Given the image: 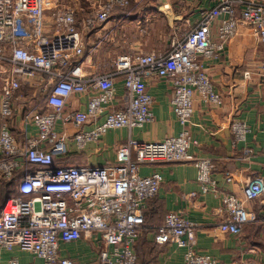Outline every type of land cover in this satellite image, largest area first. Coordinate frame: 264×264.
Segmentation results:
<instances>
[{"label": "built area", "instance_id": "1", "mask_svg": "<svg viewBox=\"0 0 264 264\" xmlns=\"http://www.w3.org/2000/svg\"><path fill=\"white\" fill-rule=\"evenodd\" d=\"M129 4L130 0H101L77 22L76 9L55 0H0V179L10 181L19 174L15 193L0 207V264H22L15 256L1 259V251L14 248L32 254L41 264H75L60 256L59 246L83 236L98 243L95 264H137L134 244L145 225L143 211L163 182L157 171L141 175L144 164L191 163L199 194L220 198L222 233L240 234L252 219L246 203L264 196L261 176L244 183L240 198L220 187L212 158L190 153L196 145L190 131L194 94L213 106L223 104L205 64L224 55L240 26L252 30L264 50V0H215L200 10L197 22L166 52L122 54L113 61L111 72L86 74L80 59L88 36L104 29L115 8ZM102 39L91 48L99 47ZM249 64L252 69L245 70L243 78L264 81V56ZM116 77L122 78L124 89L119 109L113 107ZM152 77L171 84L172 112L182 127L177 135L156 142L128 137L114 147V160L102 165L63 163L70 143L82 152L109 130L152 122L153 99L147 90ZM21 86L42 93L44 111H25V104L16 107ZM80 94L88 97L85 109L67 110V103ZM18 121L25 134L29 126L35 128L23 143L12 132ZM70 124L77 128L71 138L66 132ZM228 129L233 148L250 132L242 120L229 122ZM253 153L244 146L242 160ZM197 228L182 210H171L156 227L154 240L184 248V264H216L213 256L196 249Z\"/></svg>", "mask_w": 264, "mask_h": 264}, {"label": "crops", "instance_id": "2", "mask_svg": "<svg viewBox=\"0 0 264 264\" xmlns=\"http://www.w3.org/2000/svg\"><path fill=\"white\" fill-rule=\"evenodd\" d=\"M55 1L75 8L77 22H80L101 0ZM214 3L215 0H130L127 8L115 10L103 30L88 36L84 55L80 59L84 72L88 75L111 72L113 61L122 54L166 52L173 40L183 38L197 22L200 10ZM212 32H215V25ZM101 36L104 39L99 47L91 48ZM261 56H264V50L257 37L249 28L240 26L238 34L227 44L224 55L205 64L206 72L223 99L222 106L208 104L198 93L194 94L190 131L196 145L190 153L212 158L216 164L214 177L220 187L240 198L244 183L255 176L264 179V81L243 78L244 71L252 69L250 60ZM115 87L113 107L119 109L123 105L124 93L121 77H116ZM147 90L153 99L152 122L141 128L109 130L98 143L88 145L82 152L76 151L72 145L63 163L102 165L114 160V147L128 137L142 142H156L177 135L182 127L172 112L170 82L152 77L147 80ZM87 101L86 94L77 95L67 103L66 109L84 110ZM233 120L245 121L250 127L245 142L239 143L236 148L231 145L232 135L228 129L229 122ZM27 129L25 134L19 121L12 127L19 143H23L27 135L35 134L33 126ZM57 129L62 130L59 124ZM76 129L70 124L66 132L71 134ZM244 146L254 151L246 161L242 160ZM152 171L161 173L163 182L143 211L145 225L134 244L137 264H184V248L175 244L160 245L154 240L156 227L171 210H182L188 219L198 225L196 249L213 256L216 264H264V196L246 203L252 219L244 225L240 234L222 233L218 228L222 217L219 212L220 198L199 194L196 169L191 163L157 162L139 168L141 175ZM190 193L196 195L190 199L187 197ZM98 248L93 237L83 236L72 243H61L59 254L74 260L75 264H95ZM12 256L22 264L28 261L41 264L32 254L18 248L11 252L1 251L3 261Z\"/></svg>", "mask_w": 264, "mask_h": 264}, {"label": "rangeland", "instance_id": "3", "mask_svg": "<svg viewBox=\"0 0 264 264\" xmlns=\"http://www.w3.org/2000/svg\"><path fill=\"white\" fill-rule=\"evenodd\" d=\"M17 96L20 97V99L19 101L16 102V107L21 109L22 104H25V107H24L25 111L29 110V108L39 110V108L43 106L42 102H43L44 96L39 90H34V88H28L26 86H21V89L17 92ZM23 97L25 98L28 97V99H23ZM73 133L71 134L67 133V134L70 137L73 135ZM69 146L71 147V143L69 144ZM16 183H17V180L15 181L12 179L10 181H5V180L0 179V197H1V190L3 187L4 189L7 190V193L10 192L9 195H13L15 193Z\"/></svg>", "mask_w": 264, "mask_h": 264}, {"label": "trees", "instance_id": "4", "mask_svg": "<svg viewBox=\"0 0 264 264\" xmlns=\"http://www.w3.org/2000/svg\"><path fill=\"white\" fill-rule=\"evenodd\" d=\"M117 8H115L116 10ZM43 102H45V97L43 98ZM42 102L43 106H41V108H39V111H44V103ZM41 104V105H42ZM19 174H17V176L13 179V180H17V177H18ZM9 193H7V190L4 189V187L2 188L1 190V197H0V207L6 202V200L11 196L9 195Z\"/></svg>", "mask_w": 264, "mask_h": 264}, {"label": "water", "instance_id": "5", "mask_svg": "<svg viewBox=\"0 0 264 264\" xmlns=\"http://www.w3.org/2000/svg\"><path fill=\"white\" fill-rule=\"evenodd\" d=\"M4 205V204H3Z\"/></svg>", "mask_w": 264, "mask_h": 264}]
</instances>
